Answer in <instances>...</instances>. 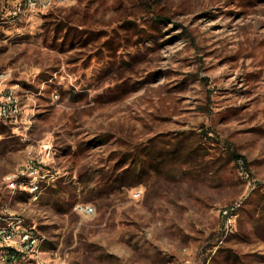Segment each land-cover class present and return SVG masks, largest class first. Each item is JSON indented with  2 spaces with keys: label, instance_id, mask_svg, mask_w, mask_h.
<instances>
[{
  "label": "rangeland",
  "instance_id": "1",
  "mask_svg": "<svg viewBox=\"0 0 264 264\" xmlns=\"http://www.w3.org/2000/svg\"><path fill=\"white\" fill-rule=\"evenodd\" d=\"M24 1L0 0V229L44 264H264V0Z\"/></svg>",
  "mask_w": 264,
  "mask_h": 264
},
{
  "label": "built area",
  "instance_id": "2",
  "mask_svg": "<svg viewBox=\"0 0 264 264\" xmlns=\"http://www.w3.org/2000/svg\"><path fill=\"white\" fill-rule=\"evenodd\" d=\"M69 0H25L23 4L19 5L15 11L16 16H24L27 11L39 12L40 10L47 9L54 4L67 3ZM21 108L19 101L15 93L11 90L4 92L0 95V120L8 121L10 119H16L21 115ZM35 189V187H34ZM33 192V187L31 189ZM141 191H135L133 198L137 199L141 196ZM85 215H91L94 209L91 207H85L82 209ZM45 241L39 237H36L33 233L19 232L18 229L13 227H6L0 229V245L13 244L20 253L30 254L31 252L35 264H44L40 261L39 250ZM36 249V252H33Z\"/></svg>",
  "mask_w": 264,
  "mask_h": 264
},
{
  "label": "trees",
  "instance_id": "3",
  "mask_svg": "<svg viewBox=\"0 0 264 264\" xmlns=\"http://www.w3.org/2000/svg\"><path fill=\"white\" fill-rule=\"evenodd\" d=\"M232 159H239V156L232 155ZM0 264H35V260L28 254L20 253L16 247L0 248Z\"/></svg>",
  "mask_w": 264,
  "mask_h": 264
}]
</instances>
